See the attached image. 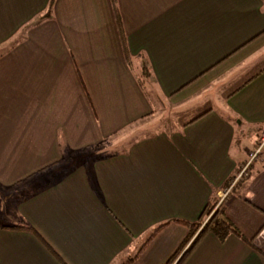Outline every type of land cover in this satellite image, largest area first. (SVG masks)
<instances>
[{
    "label": "crops",
    "instance_id": "0c3cea01",
    "mask_svg": "<svg viewBox=\"0 0 264 264\" xmlns=\"http://www.w3.org/2000/svg\"><path fill=\"white\" fill-rule=\"evenodd\" d=\"M263 131L264 0H0V264H165ZM215 213L264 264V150Z\"/></svg>",
    "mask_w": 264,
    "mask_h": 264
},
{
    "label": "trees",
    "instance_id": "16d2710c",
    "mask_svg": "<svg viewBox=\"0 0 264 264\" xmlns=\"http://www.w3.org/2000/svg\"><path fill=\"white\" fill-rule=\"evenodd\" d=\"M50 15H51L50 12H48L46 14V16H50ZM141 69H142V71H141L142 76L141 77L142 78L145 77L146 79H149L150 75H151V72H150L148 64H147V62L145 60L142 63V68ZM209 209L211 210L212 207H209V208H207L205 210V212L203 214V217L205 216V214L208 213V211H210ZM218 213H215L210 218V220L202 228H201L202 220L192 224L191 232L189 234L188 239L186 240L187 242L200 229V231L198 232L194 242L192 243V246L190 248H187V250L181 255L180 252H181V250H183V247H184V245H183L181 250H179L178 252L174 253L167 260V262L165 264H182L183 261L185 260V258L187 257V255L191 252L192 248L196 245V243L200 239V237H202V235H204L207 231H213L219 237L220 240H224L230 233H235V234L241 236L239 230L234 226V224L229 219H227L226 217L219 216ZM163 226L164 225H162L159 228H157V230H155L154 233H156ZM176 260H177V262L175 263Z\"/></svg>",
    "mask_w": 264,
    "mask_h": 264
},
{
    "label": "built area",
    "instance_id": "2783aa9c",
    "mask_svg": "<svg viewBox=\"0 0 264 264\" xmlns=\"http://www.w3.org/2000/svg\"><path fill=\"white\" fill-rule=\"evenodd\" d=\"M264 150V131L262 132L260 142L258 146L249 154V159L246 164H244L237 172H235L233 178L231 179L230 184L225 187L224 189L220 190L218 192L217 201L214 204L211 216L215 214V212L223 205L227 203V201L230 198V195L232 193L233 188L240 183L243 179L248 177L249 175V168L252 165L254 161H257L260 159V156L262 155V152ZM211 217L208 218V221ZM194 240V239H193ZM191 241V243L193 242Z\"/></svg>",
    "mask_w": 264,
    "mask_h": 264
},
{
    "label": "rangeland",
    "instance_id": "374dc122",
    "mask_svg": "<svg viewBox=\"0 0 264 264\" xmlns=\"http://www.w3.org/2000/svg\"><path fill=\"white\" fill-rule=\"evenodd\" d=\"M145 78V77H144ZM161 109V108H160ZM161 112H159V114H157V116L156 117H154V118H152V119H149V121L148 122H151L150 124H152V127H150V125H149V127L147 128V127H145V125H144V127H143V125L140 123V124H136L133 128H132V130L130 131V134L131 133H133L134 131H138L139 132V135H144V134H146V133H148V132H151V130H155V131H157L158 130V128H162V127H168V124L171 122L169 119V117L167 116V114H168V109H165V108H163V109H161L160 110ZM163 120L165 121V125H160L162 122H163ZM157 122V123H156ZM170 127V126H169ZM140 128H142L141 130H139ZM127 135H129L128 133H125V134H120L118 137L116 136V138H115V140H112L113 142H116V141H120L122 138H124L125 136H127ZM109 144V142H107V143H105V144H103V146H101L100 148H98L97 150H96V152L95 153H97V152H100V151H104L106 148H108L109 146H107ZM94 152V149H90V150H86L85 151V153L86 152ZM88 154V153H87ZM261 157V156H260ZM69 160V159H68ZM42 179H40V181L41 180H44V177H41ZM236 187V186H235ZM235 187L233 188V190L232 191H234V189H235ZM11 190L12 189H8V190H4V194H8V193H10L11 192ZM213 208V207H212ZM210 210V209H209ZM211 211H212V209L210 210V211H208V213L207 214H205V216L203 217V219H202V226L204 225V223H207L208 222V218L209 217H212L211 216ZM201 226V227H202ZM194 236V235H193ZM192 236V237H193ZM191 237V238H192ZM191 238H190V240H191ZM190 240L184 245V247H183V250H181V252H180V254L182 255L186 250H187V247H188V243L190 242ZM180 256V255H179ZM178 256V257H179ZM178 260V259H177ZM177 260L175 261V263L177 262Z\"/></svg>",
    "mask_w": 264,
    "mask_h": 264
}]
</instances>
